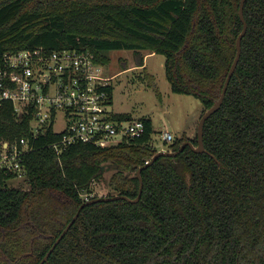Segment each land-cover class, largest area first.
<instances>
[{
    "label": "trees",
    "instance_id": "1",
    "mask_svg": "<svg viewBox=\"0 0 264 264\" xmlns=\"http://www.w3.org/2000/svg\"><path fill=\"white\" fill-rule=\"evenodd\" d=\"M240 1L0 0V61L24 50H75L104 68L107 52L126 50L142 68L145 53L161 54L172 92L200 99L202 116L236 57ZM244 18L241 59L204 127L209 154L187 147L159 157L142 171L138 203L84 207L45 264H264V0H248ZM107 91L113 106V85ZM141 120L140 138L104 148L80 142L57 155L51 147L63 133L51 128L33 140L31 116L0 108V151L22 138L34 145L22 159L24 186L9 188L17 175H0V264H40L81 205L98 198L96 182L110 189L103 198H137L136 172L159 152L152 121Z\"/></svg>",
    "mask_w": 264,
    "mask_h": 264
},
{
    "label": "built area",
    "instance_id": "2",
    "mask_svg": "<svg viewBox=\"0 0 264 264\" xmlns=\"http://www.w3.org/2000/svg\"><path fill=\"white\" fill-rule=\"evenodd\" d=\"M111 82L112 78L104 75L102 65L90 52L7 53L0 61V108L10 103L19 118L31 116L33 140L51 128L63 133L62 139L51 147L57 155L80 142L111 147L126 138H140L146 131L141 119H112L115 112L107 91ZM60 122L64 125L58 130ZM162 138L166 143L174 142L170 131L162 132ZM33 146L25 138L3 143L0 175L16 174L18 179H25L22 159Z\"/></svg>",
    "mask_w": 264,
    "mask_h": 264
},
{
    "label": "rangeland",
    "instance_id": "3",
    "mask_svg": "<svg viewBox=\"0 0 264 264\" xmlns=\"http://www.w3.org/2000/svg\"><path fill=\"white\" fill-rule=\"evenodd\" d=\"M144 67H134L132 51L120 50L106 53L109 64L104 66V75L111 77L113 91V111L129 114L133 119H150L153 123V146L159 152L170 149L164 142L162 132L170 131L174 141L183 136L195 137L197 124L202 112L200 99L193 95L172 92L166 76L165 56L145 53ZM129 67L125 70L124 64ZM64 123L58 124V130ZM111 174V173H110ZM26 179L8 182L9 188H21ZM110 189L102 182L93 184L94 195L101 196Z\"/></svg>",
    "mask_w": 264,
    "mask_h": 264
},
{
    "label": "water",
    "instance_id": "4",
    "mask_svg": "<svg viewBox=\"0 0 264 264\" xmlns=\"http://www.w3.org/2000/svg\"><path fill=\"white\" fill-rule=\"evenodd\" d=\"M248 0H241L240 1V5H239V17L241 22L243 23V29L241 31V33L239 34L237 41H236V49H237V53H236V57L235 60L230 68V71L227 74L224 86L222 91L220 92V96L217 99V101L215 102V104L213 105V107H211L210 109H208L207 111H205L203 113L202 116H200L198 124H197V129H196V140H197V145H195L192 140L195 137H189L188 135L185 134V136H187L186 141H184L180 148L178 149V151H166V152H158L156 153L153 158L148 161L144 166L140 167L137 172L136 175L140 181V190H139V195L137 196L136 199H130L129 197L123 196V195H117V196H113V197H107V198H97V199H93V200H89L86 201L85 203H83L81 205V207L78 209L77 214L74 216L73 220L70 222V224L66 227V229L64 230V232L61 234V236L57 239V241L55 242V244L53 245V247L50 249L49 253L45 256V258L43 259V261L40 264H45L48 262V259L51 255V253L55 250V248L57 247V245L61 242V240L64 238V236L68 233V231L70 230V228L73 226V224L75 223V221L77 220L81 210L88 206L91 205L93 203H99V202H109V201H117V200H126L130 203H138L141 199L142 193H143V187H144V182H143V178H142V171L146 168H148L149 166H151L159 157L161 156H165V157H175L178 154H180L181 152H183L187 147H189L194 153L196 154H209V152L206 150L205 145H204V127L206 122L212 117V115H214L223 105L225 97H226V93H227V89L228 86L230 84V81L237 69L238 63L241 59V55H242V40L244 38V36L246 35V32L248 30V25L247 22L244 18V8H245V4Z\"/></svg>",
    "mask_w": 264,
    "mask_h": 264
},
{
    "label": "crops",
    "instance_id": "5",
    "mask_svg": "<svg viewBox=\"0 0 264 264\" xmlns=\"http://www.w3.org/2000/svg\"><path fill=\"white\" fill-rule=\"evenodd\" d=\"M152 55V54H151Z\"/></svg>",
    "mask_w": 264,
    "mask_h": 264
},
{
    "label": "flooded vegetation",
    "instance_id": "6",
    "mask_svg": "<svg viewBox=\"0 0 264 264\" xmlns=\"http://www.w3.org/2000/svg\"><path fill=\"white\" fill-rule=\"evenodd\" d=\"M188 139V138H187Z\"/></svg>",
    "mask_w": 264,
    "mask_h": 264
}]
</instances>
